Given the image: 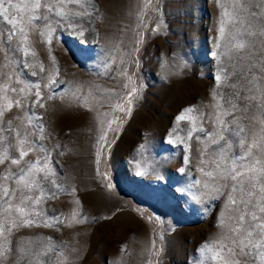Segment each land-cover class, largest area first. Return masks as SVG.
<instances>
[{
  "label": "rangeland",
  "instance_id": "obj_1",
  "mask_svg": "<svg viewBox=\"0 0 264 264\" xmlns=\"http://www.w3.org/2000/svg\"><path fill=\"white\" fill-rule=\"evenodd\" d=\"M4 6L0 264H264L217 175L264 187V0Z\"/></svg>",
  "mask_w": 264,
  "mask_h": 264
},
{
  "label": "snow or ice",
  "instance_id": "obj_2",
  "mask_svg": "<svg viewBox=\"0 0 264 264\" xmlns=\"http://www.w3.org/2000/svg\"><path fill=\"white\" fill-rule=\"evenodd\" d=\"M5 3L11 4V0H0V17H2L3 20L7 21L9 24L14 25L15 21L9 19V8L4 6ZM35 7L39 8L40 4L36 3ZM20 31L22 32L23 29H21ZM14 35L15 33L12 32V34L8 38L11 39ZM240 47H243V45H240ZM58 74L59 73L57 71L56 75L58 76ZM12 91H16V89H12ZM36 95L39 97V93H36ZM40 99H43V97H40ZM17 104H19V101L17 102ZM233 107H235V105H233ZM185 111L192 112L193 109L188 108L185 109ZM185 118L186 117L184 115H181L179 117V119L182 121L185 120ZM38 130L41 132L43 131V129L39 126ZM105 139V136H101V140ZM25 155H27V152L21 151L20 157L22 158ZM0 163H3V161L0 160ZM12 163H18V160L16 158H13ZM257 163L259 162L257 161ZM241 167L244 166L242 165ZM247 170L254 171V169ZM181 171H183V169H181ZM21 174H23V170ZM208 175L211 176V173H208ZM217 175L223 179H230L236 181L237 184L233 186L232 191L234 193H239V200H237V198L235 197H230V203L232 205H236V207L234 208L236 216L233 218L235 223L229 229L232 235L226 236V239H228L231 243V247L221 242L220 248H227L230 257L239 255L247 257L249 260H254L256 256L264 257V216H259L256 211L258 209L260 213H264V206H261L260 204V201H264V187L260 188V195L256 197V201L254 202V189H256L257 187V184L254 182L256 180L255 177L249 178V186L245 188L243 182L238 179V177L244 175V173L238 172L235 168L228 169L225 173H218ZM8 195L9 192L5 190L4 196L7 197ZM241 203L244 205L243 208L239 207V204ZM17 210L21 213V215H23V207ZM24 223H27V221H24ZM4 233L5 228L3 225H0V236H3ZM212 250L213 249H211L210 247L205 246V251ZM2 256L3 252L0 251V257ZM213 258H220V253H217L216 256Z\"/></svg>",
  "mask_w": 264,
  "mask_h": 264
}]
</instances>
